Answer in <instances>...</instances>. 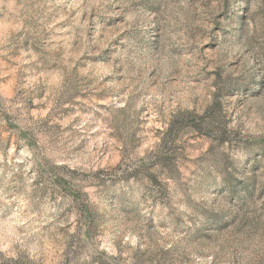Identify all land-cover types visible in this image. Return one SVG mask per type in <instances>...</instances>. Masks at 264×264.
<instances>
[{
	"label": "rangeland",
	"instance_id": "374dc122",
	"mask_svg": "<svg viewBox=\"0 0 264 264\" xmlns=\"http://www.w3.org/2000/svg\"><path fill=\"white\" fill-rule=\"evenodd\" d=\"M0 264H264V0H0Z\"/></svg>",
	"mask_w": 264,
	"mask_h": 264
}]
</instances>
